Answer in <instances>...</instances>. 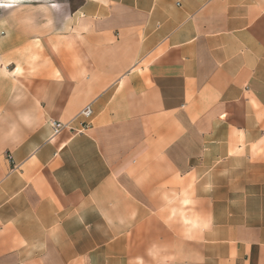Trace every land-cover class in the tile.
<instances>
[{
    "label": "crops",
    "instance_id": "0c3cea01",
    "mask_svg": "<svg viewBox=\"0 0 264 264\" xmlns=\"http://www.w3.org/2000/svg\"><path fill=\"white\" fill-rule=\"evenodd\" d=\"M0 264H264V0H0Z\"/></svg>",
    "mask_w": 264,
    "mask_h": 264
},
{
    "label": "built area",
    "instance_id": "2783aa9c",
    "mask_svg": "<svg viewBox=\"0 0 264 264\" xmlns=\"http://www.w3.org/2000/svg\"><path fill=\"white\" fill-rule=\"evenodd\" d=\"M81 117L84 118L85 122L83 123V128H86L88 126L87 120H89L92 117V110L90 107L86 108L80 115ZM67 127V125H63L61 123H53V129H54V134H57L60 130L63 128Z\"/></svg>",
    "mask_w": 264,
    "mask_h": 264
}]
</instances>
